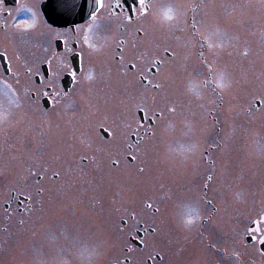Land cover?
<instances>
[{
    "label": "rangeland",
    "instance_id": "obj_1",
    "mask_svg": "<svg viewBox=\"0 0 264 264\" xmlns=\"http://www.w3.org/2000/svg\"><path fill=\"white\" fill-rule=\"evenodd\" d=\"M188 1L186 0V3ZM231 3H234V9L231 8ZM215 6L217 10L213 26L216 27L215 31H212L211 42L215 45L213 50L218 83L223 84L219 89L222 106L217 108L228 111L232 103L229 99H234V110L245 109L246 103L249 102L247 99L253 93L264 95V0H215ZM242 12L246 13L244 21L246 20L247 27H251L249 32L245 29L246 26L242 28L244 32L237 30L240 27L239 19ZM232 19L234 26L238 25L234 31L230 25ZM177 20L181 22L179 16ZM173 22L168 26L159 23L158 19L142 20L137 23L136 28H140L143 35L152 33L155 51L168 42L178 50L183 48L184 35L188 30H185L186 26L183 23ZM119 25L120 22L113 19L111 28L106 33L108 41L105 46H102L98 38L93 40L99 41L96 43L97 50L88 54L83 64L84 71L91 76V79L82 78L79 84H73L68 95L63 97L65 99L55 97L56 103L53 104L51 97V106L43 107L39 99L40 93L37 91V89L43 90V84L37 86L35 83L32 92L39 93L38 106L31 102L30 93L26 90H24L26 96L22 95V87L25 89V83L21 86L14 85L19 95V107L10 103L14 98L0 96V264H22L17 251L14 253L17 256L14 257L9 251L17 247L19 240L26 239L28 243H34L33 237L39 238L41 234V242L39 239V244L34 250L35 256L29 254L27 264H113L126 256L122 251L128 243L120 241L121 226L114 224L112 219L107 218L104 227L106 233L102 237H105V250L102 247L104 243L101 242V250L95 255L93 249L97 246L98 239L102 238L100 237L102 229L97 225L90 224L84 228L82 244L72 234V231L77 230L76 227L69 229L68 233L63 232L66 231L65 228L59 230L45 225L48 222L50 224V220H53L62 208L51 194V190L55 188L52 179L54 174H59L60 178H71L70 174L72 177H76L74 174L77 173L88 174L90 182H96L90 184V187H85L88 191L86 192L88 205L91 207L90 214L93 215L98 211L97 206L93 208L92 201L98 197L100 162H107V155L101 153L105 147L103 142L105 140L99 130L103 124L112 126L106 124L105 120H112L113 117L119 118L123 123L127 121L121 116L123 113L120 111L117 113V110H130L132 105L124 106L114 98L116 75L112 56L117 45L115 34ZM255 26L262 31L261 35L252 33ZM99 37L101 39L100 35ZM146 45L143 38L141 48H146ZM252 51H261L263 55L259 67H252L248 71L245 66L251 61L248 56ZM108 60L111 63H108ZM228 62L235 72L233 85H229L228 76L224 71ZM176 66L178 68L181 66L182 69L181 71L176 69L177 74L174 77L176 81L175 83L170 81L168 86L176 94L169 97H155L148 102H138V107L147 108V116L156 121L157 135L152 137L150 142L145 140L135 152L129 153L127 149L126 153L122 152L123 157L125 154L136 157L132 166V171L135 173L133 179L136 183L127 186L124 185L125 181L121 184L123 193L133 198L132 206L130 202L126 203L124 198L122 219L127 220L129 214H134L137 220L147 221L151 214L146 204L162 200L164 205L165 200L168 199L167 204L177 212L176 215L174 213L175 219L172 221L175 223L169 224L165 218L167 223L160 224L155 234L147 235L142 248L134 250L131 257L134 264H147L148 259L152 260L153 264H157L154 258L156 254L162 257V264H224L223 257L214 247L220 249L226 246L231 236H234L235 241L238 240V233L242 230L238 217L247 211L257 210L261 193L264 191V166L260 165L259 168L258 163L254 162L255 164H252L254 166L250 168L245 153L250 144L252 148L256 145L253 152L256 154L255 158H260L261 139H258L254 133L259 127L243 128L242 121L239 120L241 123L229 122L226 129L223 128L225 132L219 138L220 141L224 142V139L228 138L227 140H233L232 145L235 146L222 145L215 156L217 173L212 187L216 193L219 215L215 222L211 221V226L220 225L224 217L225 222L220 226V236L209 234L210 238L207 241L208 238L206 240L204 235L212 233V229L209 230L207 227L203 228L201 233L198 232L200 213L203 217L207 215L206 212H200V209L205 208L200 190L208 173L203 164L202 152L205 141L201 137V130L209 123L207 116L212 100L209 95L206 94L207 97L204 95L202 88L196 91L195 85L191 86L194 94L183 100L181 92L184 86L178 83L183 73V61ZM111 71L113 74L110 75ZM160 77L163 78L162 74ZM109 87H112V91L107 90ZM55 90H61L59 83L56 89H50V92ZM229 93L235 95L228 96ZM170 107L175 108V111L170 112L168 110ZM262 111L261 115H264V107ZM153 112L156 116H153ZM128 119L138 121L135 115L128 116ZM259 125L260 123H256L253 126ZM261 125L264 126V122ZM146 127H138V133L140 134ZM232 130L236 132L234 139L233 134H230ZM249 132L257 137L255 143L253 139L251 142L248 139ZM123 165L127 166L125 162ZM31 173L41 175L43 180L44 200L40 225L42 220L44 228L27 229L23 234L24 238L21 239L18 227L15 229L11 227L13 232L15 231L14 235L11 229L9 231L5 229L8 225L4 219V203L8 198L7 190L20 185L22 178H26ZM107 173L109 179L114 181L113 175L116 172L111 168ZM160 175L166 176L169 188L167 185L164 186V179ZM63 194L66 193L60 192L57 199L66 198ZM223 205L228 207L223 208ZM189 207H195L199 213L192 224L186 223ZM16 221L17 218L15 223ZM122 228V236H127L138 229L129 224ZM145 229L148 230V227L146 226ZM234 264L238 262L235 260Z\"/></svg>",
    "mask_w": 264,
    "mask_h": 264
},
{
    "label": "flooded vegetation",
    "instance_id": "obj_2",
    "mask_svg": "<svg viewBox=\"0 0 264 264\" xmlns=\"http://www.w3.org/2000/svg\"><path fill=\"white\" fill-rule=\"evenodd\" d=\"M19 2L22 5H27L28 7L32 8L33 11L38 12L37 27L34 31H31L23 36L15 34V31L13 29L8 28V25H11L13 23L12 17L8 15V12H12L13 15H17L15 11L17 6L16 0H0V50L7 46L10 56L12 55L13 51L20 55V64H23L25 61H27L28 64L34 66L35 70L39 72L40 75H44L47 71V66L41 63V61L46 55L51 54L53 51H62L63 37L60 40L54 39L53 34H50L48 29L44 26L45 22L51 24L46 17L48 0H19ZM151 2L153 3L154 7L150 11L149 15L147 17L135 20L131 25L121 23L119 18H113L120 22L118 31H116L117 33L115 34V36H117V43L120 40H126L128 42L124 45V62L121 63L118 62V60L113 61L115 63L114 74L116 75L114 98H116L117 102L123 103L124 106H127L128 104L132 105L131 107L129 106L130 110H117V113L119 111L123 113L121 116H124L127 121L123 123L122 120H119V118L116 119V117H113L112 120H105L106 124L109 123L112 126L103 124V127L99 130L105 140L103 141L105 147L101 150V153L104 152V154L107 155V162H100V174L98 176V197L92 201L94 205L93 208L97 206L98 211L95 212L96 215L95 213H93V215L90 214L91 207L90 205H88V196L86 193L88 191L85 190V187H90V184H96V182L91 183L89 178L90 176L88 174L84 175L82 173L80 175L77 173L74 174V176L76 177H72V174H70L71 178H60V175L56 174L53 175L52 178L55 188L51 190V194L54 200L56 199V201L62 206V208L59 210V212L56 213L53 220H50V224L49 222L45 223V225L50 226L54 229L56 228L61 230L65 228L66 231L63 230V232L68 233L69 229H71L72 227H76L77 230L75 232L72 230L70 231L73 232L72 234H74V238L77 241L80 240V244H82L81 240L84 238L83 230L85 227H88L87 225L94 224L101 228L102 232H100V237H102L103 234L106 233L104 227L105 223L107 222V218L112 219L114 224H119L121 226V236L119 237L120 241H127L128 243L122 253H125L128 259L131 261V264H134L131 254H133L134 250H136L137 248H142V241L144 242L146 240L147 235H153L151 229L153 227L157 229L159 228L160 224H163L164 222L167 223V221L169 224L172 223V221H174L175 219L174 213L175 215L177 213L175 208L171 209L167 204L168 199L165 200L166 202L164 201V205L162 200H157L156 202L151 201L146 204V208L151 214V217H149L147 221L137 220L134 214H129L128 218H126L127 220H124L122 219V207L124 198L126 200V203L130 202V205L131 200L133 201V198L131 195L123 193V190H121V184H123L125 181L126 183H124V185L127 186L136 183L133 179L135 178V173H133L132 171L134 160L131 159V155L125 154V156L123 157L122 152L124 151L126 153V149L129 153L135 152L136 149L138 150L139 145H143L145 140L150 142V139L152 138L150 137V133L153 129L152 127H150V125L153 119L150 116H147V108L142 107L145 109V112L138 111V102H148L155 97H169L176 94L171 90V87H168L170 86V81H174V83L176 81L174 79L177 74L176 69L178 71H181L182 69L181 66L178 68V66L176 65L183 61V73L181 75L182 77L179 78L178 81V83L180 82L184 86L183 92H181V97L183 100H186V98L194 94L191 90L192 85H195L196 91H199L200 88H202L205 92L204 95L206 97L207 95H209L210 99L212 100L211 108L209 109L207 116V121L209 123L205 124L203 126V129L201 130V137L205 141V147L202 152L203 164L208 173L204 181V178H202L203 184L200 190V194L205 208L204 210L200 209V212H206L207 215L203 217L202 213H200L201 216L198 232L201 233L203 228L207 227H209V230L212 229V233H206L204 235L206 240L208 238L207 241H209L210 238L209 234L211 236H220V226H223V223L225 222L224 217L220 225L216 226L214 224L215 219L219 215V212L218 205L216 203V193L214 192L212 184L217 173V162H215V156L218 154V150L222 148V145H224V147L235 146V144L232 145L233 140H227L228 138H226V140L224 139V142H221L219 139L223 132H225L224 129H226V126L229 122L241 123L239 122V120H241V126L243 128H249L250 126L251 128L259 127V129L254 131V133H256L258 139H261V145L259 146V149H262V154L260 155V158H255L256 154L253 152V148L256 145L252 148L250 144L249 149L245 153L247 155L246 158L248 160L247 162L250 168L254 166L252 165L254 162L258 163L259 168H261L260 165L264 166V126L261 125V123L264 122V115H261L263 113L262 109L264 107V95L262 93H253L252 96L247 99L249 102L246 103L247 106L245 109L234 110V99H229V102L232 101V103H229L230 105L228 107V111H221L220 109H218V106H222V102H220L219 100L220 87L216 86L218 83V77L215 68L216 59L214 56V50L213 48L210 50L207 47V44H205L204 47H201L200 38L198 36L193 37L192 35L191 24L194 20L197 24V28L200 29L202 33L209 35L212 38V31H215L216 27V25L213 26L214 17L217 10V6H215V0H189L188 3H186V0H151ZM128 3L131 4L132 0H128ZM167 6H172L173 8V12L175 15L173 23H183V25L186 26L185 30H188V33L184 35L185 42L183 48L185 50L183 48L177 50L171 45V42H168L167 45L155 51L153 44L154 36L152 35V33L143 35L142 31L140 33L135 32V29H137L136 27H138L137 23L142 20H157L159 17V13L162 12L163 9ZM231 8L234 9V3H231ZM153 13H155L156 15L154 16ZM241 14V19H239L240 27H238L237 30H241L242 32H244L242 28H245V26L247 27V22H245L246 20L244 21V16L246 15V13L242 12ZM178 16L180 17L181 22L177 20ZM149 17L150 19H148ZM28 18L29 16L26 13H20L17 16V19L19 20H25ZM234 24V19H232L230 21V25L233 31L236 30V26H238H234ZM74 26V24H69L66 26L52 25V28L63 31L64 28ZM245 29L248 30V32L251 31V27H247ZM106 33L107 32H102L100 34L101 39L100 37H98L102 46H105L108 41ZM252 33L255 35H261L262 31L258 29L257 26H255ZM143 38L147 43L146 48L144 49L141 48ZM99 41L93 42L96 44ZM133 43H135L134 48L132 46ZM45 48H48V53H45ZM165 49H168L169 52H173L174 55L169 56L168 53L165 52ZM75 50L79 51V49ZM115 51H118L116 47ZM200 52H203V57L199 55ZM88 54L89 50L85 49V57L88 56ZM262 55L263 54L261 53V51H252V53L248 56V58H251V61L245 66V68H247L249 71L252 67H257L259 62L261 61ZM153 59L163 61V63L160 64L159 74H155V67H150V63ZM129 61L135 63L137 67L135 69H130ZM72 62L75 68H80V60L78 56L73 57ZM108 63H111V61L108 60ZM83 64H85V59ZM207 64H211L213 67V72L211 74L207 72ZM4 66L5 62L3 60H0V69H3ZM224 71L228 76L227 80H229V85H233L235 81V79L233 78L235 72L229 62L226 63ZM109 74H113V71H111ZM141 74H143L144 77H147V80H152L153 83L159 82L161 84V87L159 89H152L151 86L145 88L139 82ZM161 74L163 78L160 77ZM205 79H210V81L212 82L205 85L202 83V81H204ZM25 80L26 78L22 76L21 84L19 86L23 85L25 83ZM44 82L48 81L45 80ZM33 83H35V85L37 86H42V84L39 83L38 78H34ZM57 83H59L61 90L67 93H69V90H71L73 86L71 77L67 74H63L57 81ZM144 83H146V81H144ZM22 89V95L26 96L27 93L24 92V87H22ZM107 90L112 91V87H109ZM48 91H50V89ZM39 93L35 94L34 100L30 98L31 102H33L35 106H38L40 104L38 102ZM227 95L233 96L235 95V93H229ZM51 97L52 96L45 97L40 95L39 99L41 105L43 107L46 105L51 106ZM54 98L55 97H52V99ZM133 115L137 117L138 121L134 119H128V116L132 117ZM252 118L254 120L251 121ZM244 121L246 122V124H244ZM256 123H260V125L253 126ZM145 126H147L146 129L142 130L139 134L138 127L142 128ZM146 132L149 133V135H146ZM235 133L236 132L234 130L230 132V134H233V139ZM254 133L250 134L249 132V134H247V137L248 139H250V142L253 139L255 143L257 137L254 135ZM129 145H131V147H129ZM137 152L139 153V151H136V153ZM83 161H85V159H83ZM124 162L125 165H127L126 167L123 165ZM111 168L116 172V174L113 175L115 177L114 181L109 179V175L107 173V171H109V169ZM259 171H261V169H259ZM209 176H211V180L208 179ZM160 177L164 179V186L167 185V187L169 188L170 185L168 184V179L166 178V176L160 175ZM117 182L118 184H116ZM204 184L208 185L207 189L203 187ZM42 186V176L36 173H31L26 178H22L20 185L18 184L17 187L7 190L8 198L4 203V211L7 208L8 212H5L4 219L8 227H5V229L8 231L11 229V232L14 235L15 231L13 232L12 228L15 229L16 227H18L19 237L21 239L24 238L23 234L26 233L27 229L33 230L41 228L44 224L41 220L40 225L42 204L44 199L42 195L37 194V189L41 188ZM59 191L65 192L66 194H63V197L66 198L57 199V195L60 193ZM29 195L32 197L31 202L27 200V197ZM209 201L210 203H208ZM259 201L260 205L258 206L257 210L247 211L245 214L238 217V220L240 219L239 221H241L240 226L242 227L241 232L238 233V240L235 241L234 236H231L229 241L226 242V246L220 247V249L214 247L216 252L220 253L223 257L224 264H234L235 260L238 262V264H264V257H262L258 251H255L253 249V245H255L256 249L262 248V246L259 244V241H253L250 237L245 236V228L249 224L250 218L254 217L258 212L264 209V191L261 193ZM30 203L33 207V212L31 214L21 216L17 211L18 208H20L22 204L29 205ZM148 204H151L152 207H147ZM225 207L227 208L228 205H223V208ZM157 208H159V212L155 211V209ZM9 213L11 214L10 218H8ZM16 218L17 221L15 223ZM165 218L167 219V221L165 220ZM20 219H24L25 223L20 224ZM212 220H214V227L211 226ZM128 224L133 227H138V229L133 230V232L128 234L127 236H122V227H126L128 226ZM146 226L148 227V230L145 229ZM43 228L44 227H42V229ZM214 237L215 236H213V238ZM41 238L42 234L39 236V238L33 237L35 241L34 243H28L26 239L19 240V243H17L16 245L17 250L16 248H13V251L11 249L9 251L10 255H12L13 257L18 255V257L22 261V264H27V257L29 256V254L35 256L34 250L39 244V239L41 242ZM104 238L105 237L98 239L99 245L97 244V246L94 247V255L101 250L100 243L105 242ZM102 247L105 250V243L104 245L102 244ZM129 249H131V251H129ZM16 251L17 255L14 254L16 253ZM122 253L120 255H122ZM124 258L125 257L119 259L118 261H120L121 264H124ZM154 258L156 259L157 264H162L163 260L160 255L156 254ZM147 264H153V261L148 259Z\"/></svg>",
    "mask_w": 264,
    "mask_h": 264
},
{
    "label": "snow or ice",
    "instance_id": "obj_3",
    "mask_svg": "<svg viewBox=\"0 0 264 264\" xmlns=\"http://www.w3.org/2000/svg\"><path fill=\"white\" fill-rule=\"evenodd\" d=\"M16 14L13 15L12 12H8V15L12 17L13 23L8 25V28L13 29L17 35H26L31 31H34L37 27V17L38 12L33 11L32 8L27 5L20 4L19 0H16ZM154 5L151 0H132V3L129 4L128 0H55L54 6L49 10V15L52 17V24H74V27L64 28L63 31H59L52 28V24L45 22V27L48 29L50 34H53V38L60 40L63 37V49L62 51H53L51 54L46 55L41 63L47 66V71L44 75H40L34 68V66L28 64L25 61L23 64H20L21 57L18 53L14 52L12 55H9V49L5 46L0 50V60L5 62L3 69H0V96L12 97L14 100H10V103H14L16 107H19V95L17 88L14 85L19 86L21 84V77H25V90L27 93H30V98L35 99V92H32V86L34 78H38L40 84H43V90L37 89L42 96H52V97H61L63 98L68 93L63 90L48 91L49 89H56L57 81L61 78L63 74H67L71 77V80L74 85H77L81 82V79H91V76L84 71L83 63L85 57V49L91 52L97 50L96 44L93 42L94 38H98L102 32H107L110 30L113 18H119L121 23L131 25L135 20L139 18L147 17L150 11L153 9ZM88 9L85 17V9ZM20 13L28 14L29 18L25 20L17 19V16ZM155 16L156 14L153 13ZM79 16L83 23H76L74 20L69 19V17ZM175 15L173 12L172 6H167L159 13V23L162 25L171 26V22L174 21ZM192 35L193 37L200 38V46L204 47L207 44V47L211 50L215 45L211 42V37L206 35L197 28L196 22L193 20L191 24ZM142 30L140 28L135 29L136 33H140ZM128 43L126 40H120L116 48L118 51H115L112 59L118 60V62L123 63L125 60L124 55V45ZM133 48L135 43H133ZM75 49H79L76 51ZM45 53H48V48L44 49ZM165 52L169 56H173V52H169L168 49H165ZM199 55L203 57V52H200ZM79 57L80 68L77 69L73 66L72 58ZM163 61L153 59L150 63V67H155V74L160 72V64ZM137 65L129 61V68L135 69ZM207 72L211 74L213 72V67L211 64L206 65ZM78 73L80 75H78ZM222 79V78H221ZM48 82L45 84L44 81ZM146 81V83H144ZM139 82L147 88L151 86L152 89H159L161 84L159 82L153 83L152 80H147V77H144L141 74ZM210 79H205L202 81L203 84L207 85L210 83ZM131 83V82H130ZM217 87H223L222 83H217ZM56 101L53 99V104ZM170 112H174L175 108H169ZM138 111L145 112L144 108H139ZM162 115V113H161ZM153 116H156V113L153 112ZM148 118V117H146ZM150 119V118H149ZM150 127L152 131L150 137H155L157 132L155 130L156 121L152 120ZM149 135V133H145ZM131 147V145H129ZM131 159L135 160L136 157L132 156ZM143 171V169H140ZM56 175V174H54ZM211 180V176L208 177ZM207 189L208 185L204 184L203 186ZM44 189L38 188L37 194L42 195ZM29 202L32 201V197L29 195L27 197ZM39 203V202H37ZM210 203V201L208 202ZM147 207H152L151 204H148ZM21 216L26 214H31L33 212V207L31 203L29 205H21L17 210ZM159 212V208L155 209ZM5 212H8V209H5ZM199 213L195 207H189L188 219L186 220L187 224H192L193 219L198 217ZM11 217L9 213L8 218ZM20 224H24L25 220L20 219ZM152 233H156V228L151 229ZM245 236L250 237L253 241H259V244L262 246L261 249H256L253 245V249L258 251L259 254L264 257V209L258 212L254 217L250 218L249 224L245 228ZM242 242V241H241ZM143 243V241H142ZM131 251V249H129ZM238 255V254H236ZM117 264H121L120 261H117ZM124 264H131V261L127 256L124 258Z\"/></svg>",
    "mask_w": 264,
    "mask_h": 264
},
{
    "label": "water",
    "instance_id": "obj_4",
    "mask_svg": "<svg viewBox=\"0 0 264 264\" xmlns=\"http://www.w3.org/2000/svg\"><path fill=\"white\" fill-rule=\"evenodd\" d=\"M54 2H55V0H48V2H47L46 17H47L48 21H50L51 23H52V17L49 15V10H50V8L52 6H54ZM69 19L74 20L76 23L83 21V20H81L80 18H77V17H74V18L73 17H69ZM54 25L65 26L64 24H54ZM46 107H47V105H46Z\"/></svg>",
    "mask_w": 264,
    "mask_h": 264
}]
</instances>
